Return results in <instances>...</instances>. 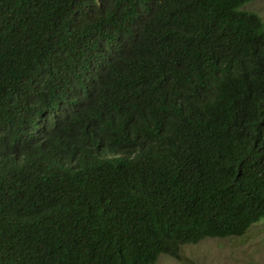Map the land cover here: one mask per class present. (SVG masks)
<instances>
[{
  "label": "trees",
  "instance_id": "obj_1",
  "mask_svg": "<svg viewBox=\"0 0 264 264\" xmlns=\"http://www.w3.org/2000/svg\"><path fill=\"white\" fill-rule=\"evenodd\" d=\"M251 0H0V264H152L264 221Z\"/></svg>",
  "mask_w": 264,
  "mask_h": 264
},
{
  "label": "rangeland",
  "instance_id": "obj_2",
  "mask_svg": "<svg viewBox=\"0 0 264 264\" xmlns=\"http://www.w3.org/2000/svg\"><path fill=\"white\" fill-rule=\"evenodd\" d=\"M245 8L264 20V0H251ZM152 264H264V221L251 225L239 236L185 244L181 259L161 254Z\"/></svg>",
  "mask_w": 264,
  "mask_h": 264
}]
</instances>
